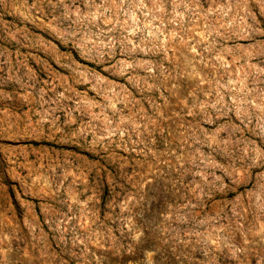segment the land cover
<instances>
[{
    "label": "rangeland",
    "instance_id": "rangeland-1",
    "mask_svg": "<svg viewBox=\"0 0 264 264\" xmlns=\"http://www.w3.org/2000/svg\"><path fill=\"white\" fill-rule=\"evenodd\" d=\"M0 264H264V0H0Z\"/></svg>",
    "mask_w": 264,
    "mask_h": 264
}]
</instances>
